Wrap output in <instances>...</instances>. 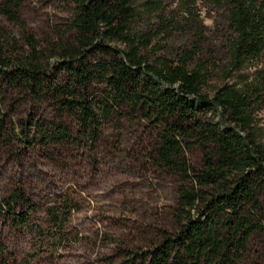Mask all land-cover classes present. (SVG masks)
Listing matches in <instances>:
<instances>
[{
  "label": "trees",
  "instance_id": "trees-1",
  "mask_svg": "<svg viewBox=\"0 0 264 264\" xmlns=\"http://www.w3.org/2000/svg\"><path fill=\"white\" fill-rule=\"evenodd\" d=\"M71 1L77 6L75 35L56 46L60 60L54 67L66 80L48 73L33 35H24L30 49L21 56H10L0 44V108L6 88L55 100L59 115L73 117L81 136L76 138L67 123L54 122L42 128L45 145L97 141L115 113L149 121L157 129L156 164L181 180L175 209L180 227L142 253L138 264H240L253 235L264 233V144L255 126L256 109H264V0H216L228 11L231 32L227 78L239 75L213 95L204 91L209 68L190 67L195 49L184 50L178 63L158 65L139 46L109 43L130 38L137 16L132 0ZM22 2L7 0L1 11L20 23ZM94 83L104 86L99 99L88 97ZM6 140L9 127L0 114V143ZM195 147L203 155L199 167L188 157ZM74 208L71 200L49 210L64 238L70 233L62 225ZM34 212L22 190L0 199V219L15 226L26 224ZM0 264H16L4 244Z\"/></svg>",
  "mask_w": 264,
  "mask_h": 264
},
{
  "label": "rangeland",
  "instance_id": "rangeland-1",
  "mask_svg": "<svg viewBox=\"0 0 264 264\" xmlns=\"http://www.w3.org/2000/svg\"><path fill=\"white\" fill-rule=\"evenodd\" d=\"M0 0V44L10 56L28 49L25 34L44 51L42 61L57 81L60 50L57 45L73 39L71 29L76 4L71 0H23L18 7L20 23L7 19ZM137 16L130 40L109 43L129 49L140 47L150 63H178L184 50L197 54L190 67L203 63L209 68L204 91L214 94L227 78L226 39L230 35L228 11L216 0H132ZM254 68L243 71V75ZM104 90L94 83L89 99H99ZM0 108L8 124L10 140L0 143V199L22 190L35 207L29 221L15 226L0 219V244L16 264H138L140 255L159 244L164 236L175 235L180 227L175 209L181 180L158 166L153 158L157 129L143 118L115 113L103 123L97 141L45 145L42 128L65 122L76 138L81 136L73 117L58 113L50 96L6 88ZM218 117V116H216ZM255 126L264 144V109L255 111ZM80 139V138H79ZM83 139V138H82ZM193 166L202 163V152H188ZM75 208L65 236L49 217V210L66 202ZM264 233H255L240 264H262Z\"/></svg>",
  "mask_w": 264,
  "mask_h": 264
}]
</instances>
